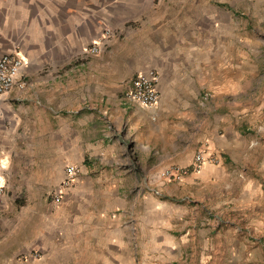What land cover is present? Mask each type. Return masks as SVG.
<instances>
[{"label": "crops", "instance_id": "crops-1", "mask_svg": "<svg viewBox=\"0 0 264 264\" xmlns=\"http://www.w3.org/2000/svg\"><path fill=\"white\" fill-rule=\"evenodd\" d=\"M263 49L264 0H0L26 84L0 95V264H173L184 201L247 171ZM148 71L150 110L123 99ZM198 151L217 164L160 177Z\"/></svg>", "mask_w": 264, "mask_h": 264}, {"label": "rangeland", "instance_id": "rangeland-1", "mask_svg": "<svg viewBox=\"0 0 264 264\" xmlns=\"http://www.w3.org/2000/svg\"><path fill=\"white\" fill-rule=\"evenodd\" d=\"M254 56L258 94L244 130L252 142L247 171L238 167L211 192L184 201L189 213L184 230L175 232L181 249L173 264H264V49Z\"/></svg>", "mask_w": 264, "mask_h": 264}, {"label": "built area", "instance_id": "built-area-1", "mask_svg": "<svg viewBox=\"0 0 264 264\" xmlns=\"http://www.w3.org/2000/svg\"><path fill=\"white\" fill-rule=\"evenodd\" d=\"M111 35L112 31L110 29L105 30L101 39L93 43L89 50L85 52V55H98L105 41H107ZM23 65L24 61L22 57L16 53L3 55L0 58V95L9 93L15 86L20 89L25 87V82L18 81ZM157 82L158 76L154 71H148L136 76L131 81L129 89L123 95L124 101L144 109H153L158 103V92L156 90ZM211 100V96L205 93L201 98L200 104L205 107L207 104H211ZM207 164L212 166L216 165L217 160L206 156L203 151H198L189 167L180 168L177 166H169L161 171L160 177L168 181L181 182L187 175L199 172ZM78 172L79 170L77 167L72 165L68 166L66 168L67 180L63 182L61 188L67 187ZM4 189L5 186L0 176V196L4 194ZM60 200L59 193L52 196L53 202L59 203Z\"/></svg>", "mask_w": 264, "mask_h": 264}]
</instances>
